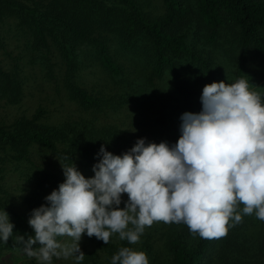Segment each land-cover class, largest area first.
I'll list each match as a JSON object with an SVG mask.
<instances>
[{"label": "trees", "instance_id": "obj_1", "mask_svg": "<svg viewBox=\"0 0 264 264\" xmlns=\"http://www.w3.org/2000/svg\"><path fill=\"white\" fill-rule=\"evenodd\" d=\"M160 1L165 14L152 18L143 12L137 0H0V48L7 51L5 42L13 33L15 38L22 39L29 54L28 64L38 63L53 82L57 94H65L86 115L60 125H47L42 122L46 113L41 108L31 120L21 118L10 125H0V153L3 154L0 158L6 163H28L42 176L32 197L25 199L28 214L12 213L15 230L7 243L0 241V252L20 249L22 244L16 242V237L18 233L22 236L23 230L29 236L34 235L28 220L33 209L47 203L45 197L52 189L44 190L49 187L46 182L51 181L55 190L65 180L63 168L57 173L37 165L35 148L56 158L61 166L75 164L90 178L94 176L92 168L99 162L97 153L102 145L117 155L133 147L120 144V129L100 125L95 119V116L122 110L132 102L131 97L97 95L80 86L76 76L87 61L99 66L111 82L128 83L129 74L121 62L122 57L145 60L151 72L149 84L159 106L166 110L171 104L159 92L157 83L170 76L176 86L171 97L181 96L188 104L189 95L194 96L198 89L219 79L201 53L200 35L207 37L210 46L216 45L228 31L234 34L233 45L239 52L237 77L253 81L247 66L253 54L264 57V0H193L194 4L189 0ZM185 29L192 32L191 39ZM85 50L88 55L83 61L81 54ZM8 55L11 60L16 59L13 54ZM55 58H60L65 67L62 88L55 74ZM2 63L0 61V96L10 103H18L24 93L25 69L17 64L10 71L5 70ZM175 109L169 110L174 112ZM173 115L164 118V114H160L158 120L166 127V132L175 127L169 124ZM5 171L0 164V194L4 191L1 183ZM243 207V204L238 205L242 216ZM0 208L1 211L7 209L1 203ZM260 227L258 236H253L257 237L258 244V252L254 253L256 244L251 243L249 226L242 220L229 227L226 235L211 239L192 234L184 224H176L165 241V262L205 264L210 253L215 252L216 264H254V258L255 263L264 264V223ZM86 237L94 247L84 252L82 264H110L121 247L136 250L135 244L113 235L108 244L95 236ZM145 245H149V241ZM150 264L160 262L155 258Z\"/></svg>", "mask_w": 264, "mask_h": 264}, {"label": "clouds", "instance_id": "obj_2", "mask_svg": "<svg viewBox=\"0 0 264 264\" xmlns=\"http://www.w3.org/2000/svg\"><path fill=\"white\" fill-rule=\"evenodd\" d=\"M200 99L199 113L180 117L174 144L140 138L120 155L102 145L90 178L75 164H62L64 182L30 214L34 235L16 237L23 252L38 264H52L54 257L82 264L85 234L105 244L118 234L136 244L155 222L219 238L241 222L239 204L243 215L264 221V100L244 78L205 85ZM14 227L9 213L0 211V241L7 243ZM110 264L150 262L145 252L121 247Z\"/></svg>", "mask_w": 264, "mask_h": 264}, {"label": "rangeland", "instance_id": "obj_3", "mask_svg": "<svg viewBox=\"0 0 264 264\" xmlns=\"http://www.w3.org/2000/svg\"><path fill=\"white\" fill-rule=\"evenodd\" d=\"M137 2L143 12L149 17L157 18L165 14L164 6L160 0H137ZM189 2L194 4L193 0H189ZM185 32L190 34L191 39L192 32L187 29H185ZM12 35L5 42L7 51L0 48V61L3 62L2 66L5 70L9 69L10 71L17 64L25 69L24 93L18 103H10L7 99L0 96V125H10L21 118L31 120L41 108L46 113L42 122L47 125H60L67 120L85 117V113L75 103L69 101L65 94L60 96L57 94L53 82L46 76V73L38 63L35 66L28 64L29 54L23 45L24 41L21 42L22 39L20 41L15 38L14 33ZM199 39L202 55L211 63L210 66H212L214 73L218 74L219 79L217 82H235L238 79L239 52L233 45L234 34L227 31L224 33L223 39L216 45L210 46L206 42L207 37L205 38V35L201 34ZM113 45L116 47L114 40ZM195 45L197 48L198 41ZM9 53L13 54L17 60H11ZM87 55L86 50L82 52L81 60L84 61ZM54 62L57 64L55 74L58 76L62 88L61 82L65 67L62 65L60 58H55ZM121 62L126 65L127 73L129 74L128 83L122 81L111 82L110 78L99 66L92 65L89 61L86 62L85 68L81 69L76 76L77 83L94 94L106 95L107 97L115 94L129 95L132 99V102L125 105L122 110L115 113L110 112L107 115L101 114L95 116V119L99 121L100 125H113L120 129V144L124 146H134L140 138H146L149 143L164 141H167L170 145L176 143L180 136V125L182 123L180 115L185 112L199 113L202 110L200 98L203 88L198 89L194 96L191 97L189 95V101L186 104L181 96L171 97L170 94L175 92L176 86L174 84L175 81L170 76H167L165 80L157 83L158 90L170 101V108L176 107V109L174 112L170 111V108L163 110L159 106L158 98L154 95V90L149 84L151 72L145 60L123 56ZM247 69L253 77V81L248 80L251 90L257 92L264 100V57L253 54L248 61ZM161 113L164 114V118H168L171 113L174 114L169 120V124L175 125L173 129L166 132V127L162 126L161 124L163 123L158 120ZM33 151L37 165L61 173L62 166L56 158L46 154L40 148H35ZM1 156H3L2 153H0ZM0 164L6 170L5 179L1 183V188L4 191L0 194V203L7 207L6 211L15 225L13 214H28L29 209L25 199L32 197L33 191L37 189L42 176L38 172L36 173L33 166L28 163L15 164L10 161L6 163V160L0 158ZM46 183H49V187H45L44 190L52 189L50 191L52 192L54 190L53 183L51 181ZM127 198V194H124L123 200L126 201ZM120 207L123 208L124 204L122 203ZM242 222L248 224V236L251 238V243L256 244L254 253L258 252L257 237L253 236H258V231H261L260 225L264 221L257 219L255 214H252L243 215ZM175 225V223L155 222L152 226L146 227L140 240L135 244L136 250L145 252L150 263L157 258L160 264H166L165 241ZM22 236L27 239L29 233L23 230ZM113 236L117 239L119 238L118 234H113ZM61 241L71 242V238L62 237ZM147 241H149V245H145ZM21 246L19 247L20 249L13 251L9 249L1 251L0 264H38L34 257L29 258L23 252V245ZM80 246L83 252L90 251L94 247L86 235L82 237ZM210 254L205 264H216V253L212 252ZM256 261L254 258L253 263L257 264L255 263ZM52 264H75V260L71 257L68 259H57L54 257Z\"/></svg>", "mask_w": 264, "mask_h": 264}]
</instances>
